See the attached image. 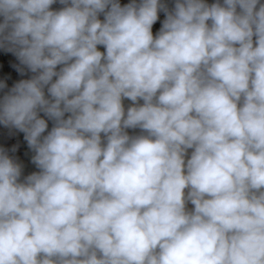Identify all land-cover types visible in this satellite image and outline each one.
I'll list each match as a JSON object with an SVG mask.
<instances>
[{
	"label": "clouds",
	"instance_id": "1",
	"mask_svg": "<svg viewBox=\"0 0 264 264\" xmlns=\"http://www.w3.org/2000/svg\"><path fill=\"white\" fill-rule=\"evenodd\" d=\"M0 17L32 73L0 125L39 170L0 149V264H264L261 0H0Z\"/></svg>",
	"mask_w": 264,
	"mask_h": 264
},
{
	"label": "built area",
	"instance_id": "2",
	"mask_svg": "<svg viewBox=\"0 0 264 264\" xmlns=\"http://www.w3.org/2000/svg\"><path fill=\"white\" fill-rule=\"evenodd\" d=\"M130 0H120L121 5L129 3ZM169 9L174 6V0H162ZM215 0H206V3L212 4ZM222 2V0H221ZM264 3V0H261ZM165 19L163 12L159 13V20L153 25V30L161 27L162 21ZM2 22V17H0ZM23 67L20 65L16 56L7 52L4 49H0V81L6 83L7 88L0 90V97L4 95L15 83L22 79H29L32 75L26 68L24 74L21 75L17 68ZM52 127L51 121H49V130ZM0 149H4L12 158H14L22 166V177L30 175L33 172L39 171L37 167L32 163L33 151L28 147L26 140L24 139V133L19 132L14 128L5 127L0 125Z\"/></svg>",
	"mask_w": 264,
	"mask_h": 264
},
{
	"label": "crops",
	"instance_id": "3",
	"mask_svg": "<svg viewBox=\"0 0 264 264\" xmlns=\"http://www.w3.org/2000/svg\"><path fill=\"white\" fill-rule=\"evenodd\" d=\"M62 7V5H60L59 3H58V10L60 9ZM101 19H103V16H101L100 17ZM159 28L160 27H158V28H156L155 30H153V34L155 35L158 31H159ZM101 50H103V49H101ZM131 101H129V100H124V105H125V108L127 109V107H129L130 105H131ZM142 103V102H141ZM129 131V134L130 135H135V134H139V129H136V130H128ZM191 150H189V152H190ZM188 207L189 208H191L192 207V205L191 204H189L188 205Z\"/></svg>",
	"mask_w": 264,
	"mask_h": 264
},
{
	"label": "trees",
	"instance_id": "4",
	"mask_svg": "<svg viewBox=\"0 0 264 264\" xmlns=\"http://www.w3.org/2000/svg\"><path fill=\"white\" fill-rule=\"evenodd\" d=\"M52 8H53L54 10H58V3L54 4V5L52 6Z\"/></svg>",
	"mask_w": 264,
	"mask_h": 264
}]
</instances>
